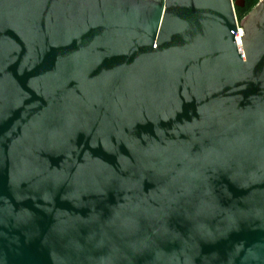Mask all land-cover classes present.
Masks as SVG:
<instances>
[{
  "label": "water",
  "instance_id": "95a60500",
  "mask_svg": "<svg viewBox=\"0 0 264 264\" xmlns=\"http://www.w3.org/2000/svg\"><path fill=\"white\" fill-rule=\"evenodd\" d=\"M235 6L0 0V264H264V0Z\"/></svg>",
  "mask_w": 264,
  "mask_h": 264
},
{
  "label": "trees",
  "instance_id": "16d2710c",
  "mask_svg": "<svg viewBox=\"0 0 264 264\" xmlns=\"http://www.w3.org/2000/svg\"><path fill=\"white\" fill-rule=\"evenodd\" d=\"M259 1L260 0H243V6H235V14L239 25Z\"/></svg>",
  "mask_w": 264,
  "mask_h": 264
},
{
  "label": "bare ground",
  "instance_id": "6f19581e",
  "mask_svg": "<svg viewBox=\"0 0 264 264\" xmlns=\"http://www.w3.org/2000/svg\"><path fill=\"white\" fill-rule=\"evenodd\" d=\"M239 34H240V35H242V34H243V31H242V29H240V31L237 33V35H236V37H237V38H238Z\"/></svg>",
  "mask_w": 264,
  "mask_h": 264
},
{
  "label": "built area",
  "instance_id": "2783aa9c",
  "mask_svg": "<svg viewBox=\"0 0 264 264\" xmlns=\"http://www.w3.org/2000/svg\"><path fill=\"white\" fill-rule=\"evenodd\" d=\"M239 31H240V30H239ZM240 38H241V35L239 34L238 41H239Z\"/></svg>",
  "mask_w": 264,
  "mask_h": 264
},
{
  "label": "rangeland",
  "instance_id": "374dc122",
  "mask_svg": "<svg viewBox=\"0 0 264 264\" xmlns=\"http://www.w3.org/2000/svg\"><path fill=\"white\" fill-rule=\"evenodd\" d=\"M234 2H238V0L234 1ZM239 37V36H238Z\"/></svg>",
  "mask_w": 264,
  "mask_h": 264
}]
</instances>
